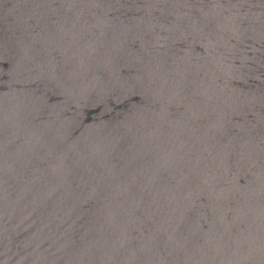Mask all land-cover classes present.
<instances>
[{
	"label": "water",
	"instance_id": "water-1",
	"mask_svg": "<svg viewBox=\"0 0 264 264\" xmlns=\"http://www.w3.org/2000/svg\"><path fill=\"white\" fill-rule=\"evenodd\" d=\"M0 264H264V0H0Z\"/></svg>",
	"mask_w": 264,
	"mask_h": 264
}]
</instances>
